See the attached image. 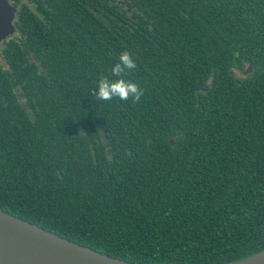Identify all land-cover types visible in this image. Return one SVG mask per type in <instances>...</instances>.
<instances>
[{
  "label": "trees",
  "instance_id": "trees-1",
  "mask_svg": "<svg viewBox=\"0 0 264 264\" xmlns=\"http://www.w3.org/2000/svg\"><path fill=\"white\" fill-rule=\"evenodd\" d=\"M127 3L68 30L46 73L0 76L27 109L0 134V207L136 264L264 250V0ZM124 50L144 95L98 100Z\"/></svg>",
  "mask_w": 264,
  "mask_h": 264
},
{
  "label": "flooded vegetation",
  "instance_id": "flooded-vegetation-1",
  "mask_svg": "<svg viewBox=\"0 0 264 264\" xmlns=\"http://www.w3.org/2000/svg\"><path fill=\"white\" fill-rule=\"evenodd\" d=\"M106 2V0H0V76L8 79L7 75L22 77L25 70L29 72L35 69L41 75L46 73L49 68L46 56L54 57L56 48L64 53L72 47L73 35H67V31L72 32L74 27L79 26L78 22L82 25L88 17L92 18L94 15L103 20L105 13L119 20L116 13L106 9L105 4H109L118 15L123 12L134 18V5L127 3L120 11L117 3H121V0ZM73 7L75 10L71 9ZM65 10L74 11L80 16V20L73 21ZM88 10L92 13L89 14ZM64 35L66 36L63 38ZM251 69L247 65L244 73ZM14 85V81H4L2 86L4 88H1V135H7L8 129L4 127L9 124H23L25 119L26 98L21 87L15 86L16 91L15 87L11 91L5 89Z\"/></svg>",
  "mask_w": 264,
  "mask_h": 264
},
{
  "label": "water",
  "instance_id": "water-1",
  "mask_svg": "<svg viewBox=\"0 0 264 264\" xmlns=\"http://www.w3.org/2000/svg\"><path fill=\"white\" fill-rule=\"evenodd\" d=\"M0 264L136 263L79 244L0 207ZM222 264H264V250Z\"/></svg>",
  "mask_w": 264,
  "mask_h": 264
},
{
  "label": "clouds",
  "instance_id": "clouds-1",
  "mask_svg": "<svg viewBox=\"0 0 264 264\" xmlns=\"http://www.w3.org/2000/svg\"><path fill=\"white\" fill-rule=\"evenodd\" d=\"M137 68L133 54L128 50L122 51L118 61L111 67V76L101 75L97 80V88L94 93L98 100L112 101L114 98L120 101L131 99L139 102L144 95V89L132 80L126 79L128 73Z\"/></svg>",
  "mask_w": 264,
  "mask_h": 264
},
{
  "label": "rangeland",
  "instance_id": "rangeland-1",
  "mask_svg": "<svg viewBox=\"0 0 264 264\" xmlns=\"http://www.w3.org/2000/svg\"><path fill=\"white\" fill-rule=\"evenodd\" d=\"M236 76H238V77H239V76H240V74H239V73H236Z\"/></svg>",
  "mask_w": 264,
  "mask_h": 264
}]
</instances>
